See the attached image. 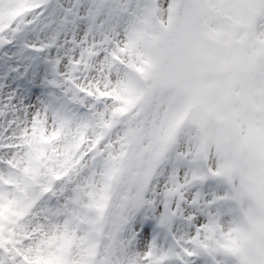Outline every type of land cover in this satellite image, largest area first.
Returning a JSON list of instances; mask_svg holds the SVG:
<instances>
[{"label":"snow or ice","instance_id":"6c2138e0","mask_svg":"<svg viewBox=\"0 0 264 264\" xmlns=\"http://www.w3.org/2000/svg\"><path fill=\"white\" fill-rule=\"evenodd\" d=\"M0 264H264V0H0Z\"/></svg>","mask_w":264,"mask_h":264}]
</instances>
